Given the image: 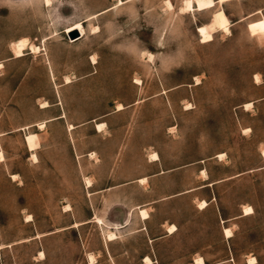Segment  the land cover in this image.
Masks as SVG:
<instances>
[{
  "label": "rangeland",
  "instance_id": "374dc122",
  "mask_svg": "<svg viewBox=\"0 0 264 264\" xmlns=\"http://www.w3.org/2000/svg\"><path fill=\"white\" fill-rule=\"evenodd\" d=\"M183 1L0 0V264H264V0Z\"/></svg>",
  "mask_w": 264,
  "mask_h": 264
},
{
  "label": "bare ground",
  "instance_id": "6f19581e",
  "mask_svg": "<svg viewBox=\"0 0 264 264\" xmlns=\"http://www.w3.org/2000/svg\"><path fill=\"white\" fill-rule=\"evenodd\" d=\"M219 1L223 2V1H226V0H219ZM49 2H50V0H46V3H49ZM183 2H184V7L182 9H184V11H188V10L192 9L191 0H184ZM214 24L216 25V27H218V31H222L224 33H229V21L227 20V18L224 15V13L222 11H219L218 13L215 14V16L213 17V20H212V22L210 24H205V25L199 26L197 28L198 34L200 35L202 42H208V41L212 40L213 34H214V30H215V25ZM72 30L79 31L80 33H83L82 24L77 22L74 27H70L69 28V31H72ZM26 45H27L26 39L22 40L18 44H16V47H17L16 57L22 55V50L26 47ZM31 50L36 51L37 48L32 47ZM246 107H248V104H246ZM101 125L102 124H99L98 128H100ZM36 138L37 137L35 136L34 133L33 134H29L28 136H26V142H27V144L29 145L30 148H33L34 145L36 144ZM37 145H38V143H37ZM261 154L264 157V148L261 150ZM220 157H222V155H220ZM1 159H2V155L0 154V160ZM203 172H204V174H206L205 171H203ZM206 205H207L206 202H201L200 203V207L201 208L205 207ZM243 210H244V214L253 213V209H252L251 206H247ZM140 214H141V217L143 219H147L148 218V213L144 209H140ZM174 230H175L174 226L168 227V233H172ZM224 233H225L226 237H231L232 236V231L229 228L224 229ZM115 236L116 235L114 233H112V232L108 234V238L110 240L113 239ZM253 259L250 260L249 264H252ZM144 261H145L146 264H152V261H151V259L149 257H145ZM194 264H204L203 258L201 256H198L195 259Z\"/></svg>",
  "mask_w": 264,
  "mask_h": 264
},
{
  "label": "crops",
  "instance_id": "0c3cea01",
  "mask_svg": "<svg viewBox=\"0 0 264 264\" xmlns=\"http://www.w3.org/2000/svg\"><path fill=\"white\" fill-rule=\"evenodd\" d=\"M264 159V158H263ZM259 169H264V165L263 166H261ZM213 184V183H212ZM221 220V222L222 223H224V222H226V221H228V219H220ZM224 229V228H223ZM177 231V228H176V230L175 231H173L171 234L170 233H168L167 232V229H165V231L163 232V233H161V234H159V235H157V236H153V237H149V242H154L155 240H157V239H161V238H165V237H168V236H170V235H172V234H174L175 232ZM223 235H224V232H223ZM225 237V236H224ZM226 238V237H225ZM231 238V237H230ZM203 258V257H202ZM203 260H204V258H203ZM204 263H205V261H204ZM194 264V263H193Z\"/></svg>",
  "mask_w": 264,
  "mask_h": 264
},
{
  "label": "water",
  "instance_id": "95a60500",
  "mask_svg": "<svg viewBox=\"0 0 264 264\" xmlns=\"http://www.w3.org/2000/svg\"><path fill=\"white\" fill-rule=\"evenodd\" d=\"M71 37H72V38H75V37H77V35H74V36L72 35Z\"/></svg>",
  "mask_w": 264,
  "mask_h": 264
}]
</instances>
